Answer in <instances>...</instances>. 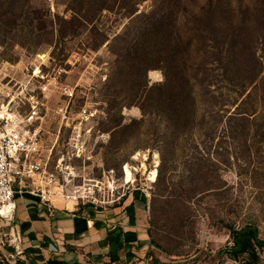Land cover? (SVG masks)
Wrapping results in <instances>:
<instances>
[{"label": "rangeland", "instance_id": "374dc122", "mask_svg": "<svg viewBox=\"0 0 264 264\" xmlns=\"http://www.w3.org/2000/svg\"><path fill=\"white\" fill-rule=\"evenodd\" d=\"M156 48L193 85L178 126L148 102L145 84L173 74L149 69ZM129 51L144 57L121 72ZM0 99L34 116L53 164L89 137L73 166L106 192L150 191L154 238L187 264H243L221 251L232 227L264 239V0H0Z\"/></svg>", "mask_w": 264, "mask_h": 264}, {"label": "crops", "instance_id": "0c3cea01", "mask_svg": "<svg viewBox=\"0 0 264 264\" xmlns=\"http://www.w3.org/2000/svg\"><path fill=\"white\" fill-rule=\"evenodd\" d=\"M149 192L84 207L59 201L49 208L34 195L19 197L17 228L28 262L18 264H187L190 257L154 240Z\"/></svg>", "mask_w": 264, "mask_h": 264}, {"label": "built area", "instance_id": "2783aa9c", "mask_svg": "<svg viewBox=\"0 0 264 264\" xmlns=\"http://www.w3.org/2000/svg\"><path fill=\"white\" fill-rule=\"evenodd\" d=\"M11 104V101L0 99V263L18 264L19 260L28 262L17 228L19 197L34 195L49 208L55 207L57 199L76 207L107 206L120 201L128 192L114 193V184L110 180L105 183L110 190L103 191L97 183H88L94 180L81 175L73 166L74 158L85 161L91 157L89 137L75 143L53 164L56 143L46 146L43 129L32 126L34 116L31 114L23 118ZM109 135L98 133L97 140L107 139ZM45 148L47 153H44ZM155 163L148 177L153 183L158 173V162ZM127 166L133 173L131 182L124 181ZM122 170L124 183L135 181L136 167L127 164ZM111 178L115 180L113 175ZM49 248L54 250L55 246L52 244Z\"/></svg>", "mask_w": 264, "mask_h": 264}, {"label": "trees", "instance_id": "16d2710c", "mask_svg": "<svg viewBox=\"0 0 264 264\" xmlns=\"http://www.w3.org/2000/svg\"><path fill=\"white\" fill-rule=\"evenodd\" d=\"M136 53V50H135ZM145 55L153 61V64L149 69H163V63L169 61V66L172 69V75L168 78L166 74V79L163 83L145 84L146 90L149 91L148 102L151 106H154L159 112L165 114V118L172 126H178L180 121L185 116H192L194 111L187 108L194 101L193 97V85L189 79L185 80L187 77V71L183 64H177L175 62V57L177 54L167 55L164 50L160 48L148 50ZM144 55H134V52L130 51L123 54L119 59V68L121 72L126 69L127 65L135 62H140ZM170 75V74H169ZM190 78V77H189ZM124 82V80L118 75L117 79L113 81V85ZM127 84L130 81H125ZM131 93L137 94L135 87L130 88ZM141 108L145 111L144 103L141 104ZM146 112V111H145ZM172 134H175L179 129H170ZM153 231V230H152ZM153 235V233H152ZM230 236L232 238L233 244L227 245L221 251L225 254L231 255L236 261L243 260V264H252L258 258L257 247H264V239L259 237L258 229L252 225H245L240 228L232 227L230 229ZM154 238V236H153ZM154 240L158 242L155 238ZM159 243V242H158ZM160 244V243H159ZM167 251L169 249L165 248ZM171 252V251H170ZM241 256L244 258L241 259Z\"/></svg>", "mask_w": 264, "mask_h": 264}, {"label": "bare ground", "instance_id": "6f19581e", "mask_svg": "<svg viewBox=\"0 0 264 264\" xmlns=\"http://www.w3.org/2000/svg\"><path fill=\"white\" fill-rule=\"evenodd\" d=\"M156 156H157V160H156V162H158V155H156ZM156 156H155V157H156ZM145 157H146V156H145ZM142 165H143L144 170H146V165H145V163H143ZM153 172H154V174H155V173H156V170H154ZM151 175H152V174H151ZM153 178H154V177H153ZM132 179H133L132 174H131L130 172H127V173H126V182H131Z\"/></svg>", "mask_w": 264, "mask_h": 264}]
</instances>
